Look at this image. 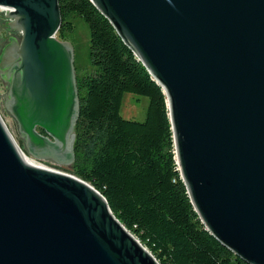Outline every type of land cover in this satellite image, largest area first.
<instances>
[{"label": "water", "instance_id": "1", "mask_svg": "<svg viewBox=\"0 0 264 264\" xmlns=\"http://www.w3.org/2000/svg\"><path fill=\"white\" fill-rule=\"evenodd\" d=\"M90 1L165 94L200 222L264 264V0ZM0 6L11 19L0 31L19 35L0 53L5 109L30 155L71 165L79 100L58 0ZM0 264L159 262L93 186L28 162L0 116Z\"/></svg>", "mask_w": 264, "mask_h": 264}, {"label": "trees", "instance_id": "2", "mask_svg": "<svg viewBox=\"0 0 264 264\" xmlns=\"http://www.w3.org/2000/svg\"><path fill=\"white\" fill-rule=\"evenodd\" d=\"M58 4L57 38L74 30L71 16L84 21L90 34L91 70L76 74L73 174L103 195L159 264H248L204 228L193 208L175 161L161 87L90 0ZM125 93L148 98L144 120L120 115ZM20 147L26 152L22 142Z\"/></svg>", "mask_w": 264, "mask_h": 264}, {"label": "rangeland", "instance_id": "3", "mask_svg": "<svg viewBox=\"0 0 264 264\" xmlns=\"http://www.w3.org/2000/svg\"><path fill=\"white\" fill-rule=\"evenodd\" d=\"M69 19L74 25V30L72 32H68L64 40L57 38V35L55 36L57 39L66 41L71 45L73 50V66L75 68V74H85L87 71L91 70L89 60V28L87 24L78 17L71 16ZM0 29H3V24L1 23ZM5 30H7L6 27ZM0 36L2 37L0 40V48H3L8 41L5 38L13 35L10 31L7 32L6 35H4L3 31H0ZM15 36L18 37L19 35L17 34ZM1 50L2 49H0V53ZM5 72L6 70L4 68L0 69V116L15 142L20 146V143H23V137L18 132L14 119L5 109L4 94L7 92V88L6 82L1 77V75ZM147 105V97L132 93H125L121 102L120 115L125 119L142 121L145 118ZM23 152L26 154L28 160H30L34 165L75 176L72 172L71 165L69 164H60L49 158H38L30 155L27 151L25 152L23 150Z\"/></svg>", "mask_w": 264, "mask_h": 264}, {"label": "built area", "instance_id": "4", "mask_svg": "<svg viewBox=\"0 0 264 264\" xmlns=\"http://www.w3.org/2000/svg\"><path fill=\"white\" fill-rule=\"evenodd\" d=\"M0 20H9L11 22V19H9L7 16L6 9L1 6H0Z\"/></svg>", "mask_w": 264, "mask_h": 264}, {"label": "flooded vegetation", "instance_id": "5", "mask_svg": "<svg viewBox=\"0 0 264 264\" xmlns=\"http://www.w3.org/2000/svg\"><path fill=\"white\" fill-rule=\"evenodd\" d=\"M11 37H14V36H11ZM8 38H9V37H7L6 39L8 40ZM7 71H8V70H7ZM7 71L4 73V77H8L9 73H8ZM5 79H6V78H5Z\"/></svg>", "mask_w": 264, "mask_h": 264}, {"label": "bare ground", "instance_id": "6", "mask_svg": "<svg viewBox=\"0 0 264 264\" xmlns=\"http://www.w3.org/2000/svg\"><path fill=\"white\" fill-rule=\"evenodd\" d=\"M24 157L26 158V160H28L26 154H24ZM28 162L32 163L30 160H28ZM33 164V163H32Z\"/></svg>", "mask_w": 264, "mask_h": 264}, {"label": "crops", "instance_id": "7", "mask_svg": "<svg viewBox=\"0 0 264 264\" xmlns=\"http://www.w3.org/2000/svg\"><path fill=\"white\" fill-rule=\"evenodd\" d=\"M2 39V37L0 36V40Z\"/></svg>", "mask_w": 264, "mask_h": 264}]
</instances>
